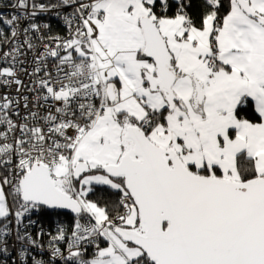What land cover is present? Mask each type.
<instances>
[{
	"label": "snow or ice",
	"instance_id": "snow-or-ice-1",
	"mask_svg": "<svg viewBox=\"0 0 264 264\" xmlns=\"http://www.w3.org/2000/svg\"><path fill=\"white\" fill-rule=\"evenodd\" d=\"M12 7L73 12L27 73V114L0 94V264H264V0H201L198 22L191 0ZM21 16L0 14L5 43ZM48 27L3 53L0 87L21 91L18 57ZM50 211L70 232L33 235Z\"/></svg>",
	"mask_w": 264,
	"mask_h": 264
},
{
	"label": "built area",
	"instance_id": "built-area-1",
	"mask_svg": "<svg viewBox=\"0 0 264 264\" xmlns=\"http://www.w3.org/2000/svg\"><path fill=\"white\" fill-rule=\"evenodd\" d=\"M15 2V0H0V14L10 17L12 15L21 16V10L12 7V4ZM37 3H43L45 6L51 5V4H57L58 0H36ZM30 11V10H29ZM73 12V9L71 7H66L64 9L61 8H48L46 11H41L37 13V16L34 19H30L27 14H24L21 16V20L19 21V28L17 29L18 35L13 40H8L7 43H5L4 39L0 37V68L8 67L11 64V57L6 59L3 56V53L9 52L11 50V47L14 46V44H20L22 43L24 39V32L23 29L28 27V25L32 22H35L40 25H48V29H44L41 33H37L35 35H40L44 37V40H38L33 38L32 34H30V39L32 40L33 48L28 49L27 46H24L22 49V55L18 57L19 60L23 61V64H21L20 72H19V78L23 81L24 87L21 89L19 93H17L16 88L17 86L13 83L12 85L8 87H0V94L8 93L10 94L15 100L18 101V110L20 113V116L23 117L27 114V110L24 108V99L23 97H28V100L31 102L35 99V93L31 91L32 88V82L35 77L29 76L27 73H32L34 69L37 67V64L35 62V59L37 56H39L40 53L44 51V44L49 43L51 47L55 48L56 43L50 42L49 37H65L68 35L67 25L65 24V17H70V14ZM0 25L2 28H0V31H3L6 36H10L11 28L6 27L2 22H0ZM63 54V53H61ZM56 61L48 57L44 64H46L47 69L51 70L53 72V75H55V65ZM44 65L42 64L41 67ZM43 71L39 74L40 76H43ZM31 107V104H30ZM36 110V109H34ZM43 114V113H42ZM13 119H16V117H13ZM31 219L33 221H37V223L31 225L30 231L33 235H35L36 231L43 227V230L45 233H55L56 227L58 224H61L59 222H46L43 220L41 215H32ZM25 223H28V221H25ZM64 225V224H63ZM66 226V225H64ZM9 227L14 228V221L9 225ZM67 227V226H66ZM68 228V227H67ZM69 232L71 228H68ZM50 239L48 235H45L43 237V240L45 241V245L43 249H37L36 251H44L47 252V241ZM62 249L66 248V243L61 244ZM92 249H89V252H91ZM36 252H33V255H35ZM44 258H47L45 256ZM62 264V262H60Z\"/></svg>",
	"mask_w": 264,
	"mask_h": 264
},
{
	"label": "trees",
	"instance_id": "trees-1",
	"mask_svg": "<svg viewBox=\"0 0 264 264\" xmlns=\"http://www.w3.org/2000/svg\"><path fill=\"white\" fill-rule=\"evenodd\" d=\"M192 7L189 9L190 13L193 15L194 18H199V12H200V4L201 0H191ZM227 5H225V8ZM222 12L224 9L221 10ZM0 28L2 26L0 25ZM90 198L93 200H98L101 204H104L105 201H111L114 200L116 197L106 188L97 187L93 194L90 195ZM43 220L46 222H59L64 225H66L68 228H71L72 225V215H57L55 212H49L48 215H41Z\"/></svg>",
	"mask_w": 264,
	"mask_h": 264
},
{
	"label": "water",
	"instance_id": "water-1",
	"mask_svg": "<svg viewBox=\"0 0 264 264\" xmlns=\"http://www.w3.org/2000/svg\"><path fill=\"white\" fill-rule=\"evenodd\" d=\"M63 211L67 212L68 210H63ZM69 214H71V213H69ZM71 215H72V214H71Z\"/></svg>",
	"mask_w": 264,
	"mask_h": 264
}]
</instances>
